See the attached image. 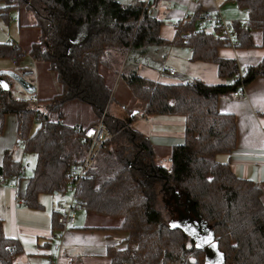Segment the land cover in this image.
<instances>
[{"label":"trees","instance_id":"1","mask_svg":"<svg viewBox=\"0 0 264 264\" xmlns=\"http://www.w3.org/2000/svg\"><path fill=\"white\" fill-rule=\"evenodd\" d=\"M146 1L0 0L2 16L22 7L34 14L39 38L28 54L34 62L45 64L59 86V92L50 98L43 100L36 94V99L29 100L15 97L10 90L12 79L3 75L9 89L0 86V116L16 114L17 138L25 152L36 155L25 188V205L38 209L39 195L66 190L71 168L84 158L89 145L74 131V124L85 126L99 120L106 103L113 99L106 73L114 71L144 108L130 110L125 119L110 115L105 108L103 124L109 134L119 133L126 146L116 152L109 150L106 138L94 156L93 176L80 183L84 210L117 219L118 225L110 228L126 233L123 248L106 249L109 264L205 263L204 250L196 248L181 229L170 228L156 208L159 182L164 190L181 195L187 207L183 218L194 221L191 207L212 229L225 264H264V185L236 176L228 163L216 159L218 154H231L236 146L235 117L220 112L217 100L264 75V58L243 68L241 80L237 75L228 84H207L199 79L167 84L139 76L126 65L130 61L137 64L134 56L138 52L163 42L158 35L160 20L151 10V0ZM235 1L247 11L249 26L239 28L234 23L232 27L241 44L251 45V33L263 28L264 0ZM195 22L189 27H196ZM187 29L178 26L177 39L191 48L193 59L215 62L220 76L232 77L237 72L233 59L217 53L224 41L204 29ZM182 33L187 34L185 39ZM25 53L18 44H0V57L17 64ZM70 101L90 105L98 118L83 124L78 116L74 124L65 123L63 107ZM137 115L184 116L183 141L172 146L169 166L158 164L149 139L130 127ZM18 168L17 164L9 170L0 167V176L20 179ZM53 222L58 225L54 212ZM21 253L19 241L4 235L0 219V264H15Z\"/></svg>","mask_w":264,"mask_h":264},{"label":"crops","instance_id":"2","mask_svg":"<svg viewBox=\"0 0 264 264\" xmlns=\"http://www.w3.org/2000/svg\"><path fill=\"white\" fill-rule=\"evenodd\" d=\"M131 1L133 0H128L127 3ZM150 7L153 14L160 20L158 35L163 42L159 45H151L146 50V52H151L152 59H147L143 53L138 52L134 56L137 64L130 61L129 66L126 65L127 68H135L139 76L167 84L190 81L191 79H199L207 84H228L235 79L239 70L256 65L264 58V22L261 31L251 33V45L241 44L236 27L235 29L232 27V43L225 42L224 45L217 48L220 57L233 59L237 64V72L232 77L220 76L218 66L213 61L193 59L191 48L177 39L178 26L187 27V31L204 29L206 33L218 38V30L215 27L200 28L195 22V17L203 11L219 13L229 20L232 26L235 23V26L239 28H247L249 26L247 11L235 0H155L154 2L151 0ZM9 14L10 12L5 16L0 14L2 17L0 18V44H18L11 38L14 32V20ZM191 21L195 22L196 27L191 25L189 27ZM20 26V22H18L16 32L18 35L21 32ZM34 42H31L30 45ZM145 59L150 64H144ZM165 66L173 67L175 74L169 75L162 71ZM35 94H37L36 91ZM23 98L25 99V97ZM217 106L220 112L230 113L235 117L236 146L231 154L221 153L216 156V159L219 162L228 163L236 176L264 185V75L255 77L243 86L242 98L223 95L218 98ZM135 111L137 110H133V112ZM184 124L185 120L182 115L149 117L137 115L130 127L149 139L156 161L158 153L155 149H166L170 153L172 146L183 141ZM87 126L90 124L81 127ZM17 131L16 114L6 113L0 116V167L9 170L14 164H17L22 176L18 179L16 187H12L6 182L0 183V219L4 235L17 239L22 246V253L16 257L15 264H44L53 251V243L57 241L55 232L60 229L59 225H54L52 209L56 204H64L60 198L51 203L50 209L48 208L50 210L49 221H44L38 227L27 226L23 223L20 225V218L25 217V220L28 218L30 222L34 218L33 211L44 209L40 197L46 194L39 195L40 208L24 206L27 179L24 178L22 160L25 159L26 152L17 138ZM9 164L10 166L7 167ZM7 178L11 179V176H7ZM78 213L91 215L84 210V207ZM78 215H76L74 225L65 231L64 250L71 255L74 264H109L106 249L108 247L123 248L126 233L110 228L118 224H87L89 217L86 215L80 218L79 224ZM24 232L33 237L35 243L33 248L24 247L22 238ZM26 244L31 246L30 242Z\"/></svg>","mask_w":264,"mask_h":264},{"label":"rangeland","instance_id":"3","mask_svg":"<svg viewBox=\"0 0 264 264\" xmlns=\"http://www.w3.org/2000/svg\"><path fill=\"white\" fill-rule=\"evenodd\" d=\"M119 1H121L122 3L128 2V0H119ZM9 15L14 20V32L11 35V38H13L15 42H18L20 47L23 50H26L27 53L23 54L20 57L18 64L10 58L0 57V71L11 70L21 74L27 81H29L30 83L36 86V93L37 96L40 97V99L45 100L47 98L54 96L59 92V86L56 82L54 74L52 72L47 71L44 63L34 62L32 60V57L28 54V50L31 46L30 43L36 41L39 38V28L34 26L35 24L34 14L27 8L22 7L19 9L12 8ZM0 18L2 17L0 16ZM18 22H20L21 25L20 26L21 32L19 33V35L16 33ZM143 54L145 58L152 59L151 57L152 54L150 51L144 52ZM144 64H150V62L145 59ZM106 77H107L106 82L110 86L113 96L112 101L108 104L106 103L107 105L106 110L108 111V113H110V115L117 118L125 119L128 118V112L130 110H139V111L142 110L143 102L134 98V96L127 88L122 77H119V75L117 76V74L114 71L111 72L108 71L106 73ZM171 78H175V77H171ZM10 90L15 97L30 98V95L25 93L23 89L13 80L11 81ZM34 96L37 97L36 94H34ZM74 102L75 101H70L67 105L63 107L65 123L74 124L75 121L74 118L78 116H81V122L83 124L98 118V117L96 118V115L90 105L85 103L76 105ZM40 105L44 107L43 101L40 103ZM105 108L106 106L103 109V113H106ZM34 124L35 125L33 129L36 128L37 123L34 122ZM108 137H107L108 140H110L108 142L109 150L112 149L116 152L118 149H122L126 146L124 141H122L123 138L119 137V133L118 135L115 134L112 135L110 133ZM155 151L156 153H158V158L156 162L158 164L168 166L169 154H170L169 151L166 149H157V150L155 149ZM25 156H26L25 159L22 160L23 161L22 165L24 167V178L28 179L31 176L32 171L34 169L36 162V155L32 152H26ZM24 183H25V179H24ZM156 191H157L156 208L159 209L166 222L170 224L176 221L177 219H181V216H183L182 212H184V210L187 208L185 207L186 204L185 201H183V199L180 198L181 195L175 196L173 191L164 190V186H161L160 182L156 184ZM71 194L72 192L66 187V190L63 193L60 194L56 193L53 195L46 194L41 196L40 202L41 204H43L44 209H38L36 210V212L33 211L32 215L34 216V218L30 222L28 221V218L26 220L25 217L20 218L19 221L20 225L23 223V224H27V226L38 227L42 225L44 221H49L50 210H48V208L50 209V204L54 203L58 198H60L63 204H66L68 203ZM262 200L264 202V192H263ZM24 206L26 205L24 204ZM78 211L80 212V210ZM78 211L76 212L75 216L79 214ZM85 215H86L85 213H80L78 215V223L81 221L80 218L85 217ZM86 216L89 217L87 219L88 222L87 224L90 225H109V224L119 223L117 219L105 218V217L93 216V215H86ZM190 219L191 218H189V220ZM193 220L194 218L192 217V221ZM59 232L60 231L57 230L55 233L58 234ZM22 238L25 248L27 247L33 248L35 246L33 237L30 236L27 232L23 233ZM56 239L58 240L57 237ZM27 242L28 243L30 242L31 246H28L26 244Z\"/></svg>","mask_w":264,"mask_h":264},{"label":"built area","instance_id":"4","mask_svg":"<svg viewBox=\"0 0 264 264\" xmlns=\"http://www.w3.org/2000/svg\"><path fill=\"white\" fill-rule=\"evenodd\" d=\"M149 3V0L146 1ZM195 21L198 27L203 28L206 26L216 27L218 30V38L226 43H232V23L221 16L219 13H212L210 11H203L195 17ZM187 34H182V38H186ZM189 48V46H187ZM162 71L167 72L169 75H174L175 70L171 66H165ZM244 69L239 70L237 78L241 80ZM235 98H242L243 86H240L237 90L228 94ZM34 94H30L29 100H34ZM101 115L99 121L87 127H81L76 124L74 131L81 135L83 140H87L88 149L84 158L75 163L70 170L68 177L67 188L72 192L68 203L56 204L53 206V212L57 215V223L60 227L59 233L56 235L58 240L52 245V253L48 260L44 264H73V259L69 253L64 250L63 238L65 231L74 225L76 219V212L83 209V199L80 195L81 187L80 183L87 178H91L92 174V162L94 156L98 152L100 146L108 137L109 133L107 128L102 122ZM6 182L12 187L18 185V176L14 175L10 178L0 176V183ZM19 203L21 201H18Z\"/></svg>","mask_w":264,"mask_h":264},{"label":"water","instance_id":"5","mask_svg":"<svg viewBox=\"0 0 264 264\" xmlns=\"http://www.w3.org/2000/svg\"><path fill=\"white\" fill-rule=\"evenodd\" d=\"M3 75H6L10 77L12 80H14L25 93L27 94H33L36 91V86L27 81L21 74L11 71V70H2L0 71V86L3 90L9 89V84L3 77ZM103 113V111H102ZM175 194V192H174ZM175 196H178L175 194ZM190 211L194 214L196 217L194 221L191 223L187 218H181L177 219L176 221L169 224V227L172 229H181L183 232H185L191 239L194 240L196 248L203 249L205 252V263L204 264H225L221 253L217 249V243L215 242V236L213 234L212 229H209L207 226H205L201 219L196 216L194 213V210L191 208ZM197 225L196 228L194 225ZM200 226L205 227L206 233L204 235L199 236V238L195 239L194 234L198 232V230L201 229ZM202 231V230H201Z\"/></svg>","mask_w":264,"mask_h":264},{"label":"flooded vegetation","instance_id":"6","mask_svg":"<svg viewBox=\"0 0 264 264\" xmlns=\"http://www.w3.org/2000/svg\"><path fill=\"white\" fill-rule=\"evenodd\" d=\"M181 218H183V216L181 217ZM185 218V217H184ZM192 225H194V224H192ZM196 228L198 227L197 225H194ZM201 227V229L200 230H198V232L196 233V234H194V237L193 238H195V239H197V238H199V236H201V235H204V233H206V231H205V227L204 226H200ZM202 230V231H201ZM194 241V240H193Z\"/></svg>","mask_w":264,"mask_h":264}]
</instances>
